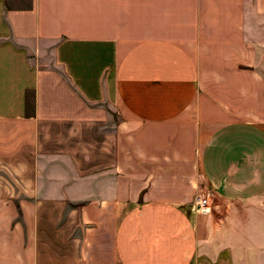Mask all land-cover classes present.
<instances>
[{"label":"crops","instance_id":"0c3cea01","mask_svg":"<svg viewBox=\"0 0 264 264\" xmlns=\"http://www.w3.org/2000/svg\"><path fill=\"white\" fill-rule=\"evenodd\" d=\"M0 264H264V0H0Z\"/></svg>","mask_w":264,"mask_h":264},{"label":"built area","instance_id":"2783aa9c","mask_svg":"<svg viewBox=\"0 0 264 264\" xmlns=\"http://www.w3.org/2000/svg\"><path fill=\"white\" fill-rule=\"evenodd\" d=\"M210 200L209 196L204 197H197L192 207L196 210V212L206 215L209 214L210 208H209Z\"/></svg>","mask_w":264,"mask_h":264},{"label":"rangeland","instance_id":"374dc122","mask_svg":"<svg viewBox=\"0 0 264 264\" xmlns=\"http://www.w3.org/2000/svg\"><path fill=\"white\" fill-rule=\"evenodd\" d=\"M207 194L208 193H205L204 191H200V195L199 196H201V197H203V195L208 196Z\"/></svg>","mask_w":264,"mask_h":264}]
</instances>
